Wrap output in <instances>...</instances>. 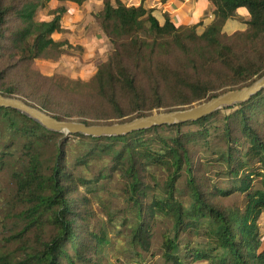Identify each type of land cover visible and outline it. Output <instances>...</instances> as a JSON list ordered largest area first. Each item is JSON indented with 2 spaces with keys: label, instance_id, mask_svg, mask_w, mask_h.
Segmentation results:
<instances>
[{
  "label": "trees",
  "instance_id": "trees-1",
  "mask_svg": "<svg viewBox=\"0 0 264 264\" xmlns=\"http://www.w3.org/2000/svg\"><path fill=\"white\" fill-rule=\"evenodd\" d=\"M50 1L0 0V91L58 119L105 124L184 109L264 75V0H207L214 20L201 28L160 18L143 3L98 0L108 58L87 80L44 75L38 59L57 61L74 47L54 38L64 7L36 19ZM240 8L248 18L229 33V19L245 18ZM73 135L93 143L70 156ZM73 135L0 106V173L12 169L18 222L0 232V264H103L108 233L93 224L90 206L101 190L126 200L120 219H108L126 236L129 264H145L147 255L158 264H264V87L196 120ZM161 167L164 178L155 175Z\"/></svg>",
  "mask_w": 264,
  "mask_h": 264
},
{
  "label": "rangeland",
  "instance_id": "rangeland-1",
  "mask_svg": "<svg viewBox=\"0 0 264 264\" xmlns=\"http://www.w3.org/2000/svg\"><path fill=\"white\" fill-rule=\"evenodd\" d=\"M102 4L98 0H89L83 4H77L71 1H58L51 0L46 6L39 8L36 19L48 20L53 17V11L58 7H64L65 13L62 17V31L54 34V38L57 40L68 39L74 47L69 48V52L63 54L59 60L52 61L46 59H38L36 66L38 70L44 75H53L56 73L64 74L72 78H82L87 80L97 70L100 63L104 62L110 52L112 51V44L107 36L103 33L98 23L94 18V13L101 8ZM243 9H239L238 12H242ZM212 13V10L207 14ZM202 19L195 22H187L182 24L181 17L175 16L173 20L180 26H192L198 24V28L205 27L207 18L205 15ZM242 16L238 14L234 18L233 22H226V29L229 33L236 30L233 24H236L241 20ZM248 18V16H247ZM204 19V20H203ZM214 20V19H213ZM209 21L210 23L213 21ZM230 23V24H229ZM190 128V126L185 127ZM193 128H195L193 126ZM73 135V134H72ZM67 149L69 154L76 155L83 152L88 145H91L93 141L89 137L69 136ZM45 155H48L49 148H46ZM199 153V154H198ZM197 156L201 159L206 157L210 153L205 151H197ZM167 171L165 168H158L155 170V175L158 177H165ZM82 192V188L80 189ZM13 176L12 169L5 170L0 173V232L7 234L8 229L13 226L17 220L12 217L10 212V205L14 203L13 200ZM126 200L120 195L119 190L116 193H109L105 190L99 191L95 196L91 197L90 206L95 212L93 218V224L105 227L108 233L109 242L99 255L103 264H129L132 259L124 253L127 248L125 234H119L117 228H114L110 224L108 216L117 217L120 219L124 210ZM18 223V222H17ZM259 223L262 231L264 232V211L260 215ZM7 226V229L5 228ZM50 232V227L46 229V233ZM0 233V236L3 234ZM161 243L160 237L157 236L154 239L153 250H157ZM157 256L151 259L150 255L146 256L145 264H158L156 263ZM131 260V261H130ZM196 264H208L206 262H197Z\"/></svg>",
  "mask_w": 264,
  "mask_h": 264
},
{
  "label": "water",
  "instance_id": "water-1",
  "mask_svg": "<svg viewBox=\"0 0 264 264\" xmlns=\"http://www.w3.org/2000/svg\"><path fill=\"white\" fill-rule=\"evenodd\" d=\"M264 87V75L250 85L228 90L191 107L155 112L131 120L105 124H87L77 119H58L37 105L20 96L5 95L0 91V106L12 107L34 118L47 129L69 134L81 133L88 136H121L155 125L174 124L199 119L216 110L249 99Z\"/></svg>",
  "mask_w": 264,
  "mask_h": 264
},
{
  "label": "crops",
  "instance_id": "crops-1",
  "mask_svg": "<svg viewBox=\"0 0 264 264\" xmlns=\"http://www.w3.org/2000/svg\"><path fill=\"white\" fill-rule=\"evenodd\" d=\"M123 1L128 5H139L140 3H143L147 8L153 9L155 11V14H157L160 18H163V14L170 16L172 19L175 16H179L182 18L181 19L182 24H186L187 22L199 21L202 19L201 17H203L204 15L207 18V23L209 24L210 23L209 21L213 20L214 18L212 13L207 15L211 10V5L207 0H123ZM240 9H243V11L240 12V14L245 16V18H241V20H239L236 24H233V26H235L236 29L240 28L242 26L241 21L247 18V16L244 15L246 10L244 8H240ZM229 21L230 23H232L233 19ZM226 25L224 28L228 32L229 30L226 29Z\"/></svg>",
  "mask_w": 264,
  "mask_h": 264
}]
</instances>
